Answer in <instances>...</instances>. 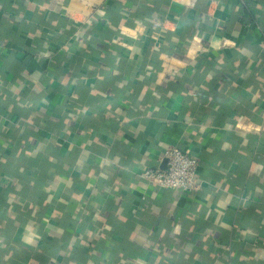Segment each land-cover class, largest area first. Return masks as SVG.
Here are the masks:
<instances>
[{"label": "crops", "instance_id": "1", "mask_svg": "<svg viewBox=\"0 0 264 264\" xmlns=\"http://www.w3.org/2000/svg\"><path fill=\"white\" fill-rule=\"evenodd\" d=\"M122 261L264 264V0H0V264Z\"/></svg>", "mask_w": 264, "mask_h": 264}, {"label": "built area", "instance_id": "2", "mask_svg": "<svg viewBox=\"0 0 264 264\" xmlns=\"http://www.w3.org/2000/svg\"><path fill=\"white\" fill-rule=\"evenodd\" d=\"M202 50L188 51L187 54H173L162 57L160 61L159 76L162 80H169L177 76L179 72L188 68L191 58ZM160 162L163 168H149L142 170L138 175L140 179L151 184L155 188L164 190H176L183 193H192L199 189L196 182L197 170L200 166L199 159L188 151L176 147L168 148Z\"/></svg>", "mask_w": 264, "mask_h": 264}, {"label": "trees", "instance_id": "3", "mask_svg": "<svg viewBox=\"0 0 264 264\" xmlns=\"http://www.w3.org/2000/svg\"><path fill=\"white\" fill-rule=\"evenodd\" d=\"M121 263L126 264L125 261H122Z\"/></svg>", "mask_w": 264, "mask_h": 264}]
</instances>
